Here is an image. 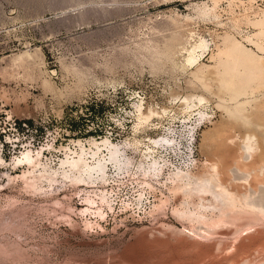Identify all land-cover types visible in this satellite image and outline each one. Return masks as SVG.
<instances>
[{"label":"rangeland","instance_id":"1","mask_svg":"<svg viewBox=\"0 0 264 264\" xmlns=\"http://www.w3.org/2000/svg\"><path fill=\"white\" fill-rule=\"evenodd\" d=\"M256 63L264 0H0V264H264V168L208 157L264 153Z\"/></svg>","mask_w":264,"mask_h":264},{"label":"bare ground","instance_id":"2","mask_svg":"<svg viewBox=\"0 0 264 264\" xmlns=\"http://www.w3.org/2000/svg\"><path fill=\"white\" fill-rule=\"evenodd\" d=\"M257 64V63H256ZM254 65L255 69L260 70L262 72V67L261 64L260 65ZM264 68V67H263ZM264 71V69H263ZM264 74V72H262V75ZM261 75V76H262ZM264 77V75L262 76ZM258 80V79H257ZM263 85H264V79L262 80ZM260 82V81H259ZM252 84V83H251ZM254 89L255 87L252 86ZM251 88V87H250ZM233 96H235V99H237L238 97H240L241 93L239 92H235L232 94ZM262 106H264V102L261 104ZM238 110V108H237ZM242 112V111H241ZM241 112L238 110L236 111V114L238 115L239 113L241 114ZM235 113V112H234ZM233 113V115H234ZM237 117V116H236ZM240 117V116H239ZM237 117V118H239ZM242 118V116H241ZM259 119V118H258ZM261 120V119H260ZM233 125V124H232ZM231 124L228 125H219L218 128L212 133V140H210V144H211V151L208 154V157L210 158V161H213L217 164V169L218 172L220 174V178L224 179V181L226 180L225 178H227V171L228 168H230L232 166H236L239 168H243L244 170H253V171H257L258 169H260V167L264 168V153L260 152L257 155H255L252 159V161H250V163H243L240 159L241 157V153L239 150V146L237 143H235V141H232V138L234 136H236L234 134L235 131V126L233 127ZM231 140V143L229 142ZM207 156V154H206ZM209 161V160H208ZM212 163V162H211ZM258 172V171H257ZM262 177L260 179L257 178L258 175L253 176V183L252 186L258 184V183H264V171H262ZM238 238V237H237ZM187 242V241H186ZM195 243H186V247H190V246H195ZM203 245V244H202ZM199 245V246H202ZM205 245V244H204ZM181 246V245H180ZM197 245V250L198 247ZM237 246V245H236ZM240 246V245H239ZM177 247V246H176ZM208 247V246H207ZM241 247V246H240ZM172 248V247H171ZM180 248H183L182 246ZM191 248V247H190ZM205 248V247H204ZM235 248V247H234ZM238 248V247H237ZM179 249V248H178ZM199 249L203 250L202 248L199 247ZM208 249V248H207ZM212 249V248H211ZM240 249V248H239ZM182 251V249H180ZM195 250V252L197 251ZM205 251V250H204ZM209 251V250H208ZM174 252V251H173ZM202 252V251H201ZM201 252L199 255H201ZM177 253V252H176ZM180 254V253H179ZM191 254V253H190ZM197 254V253H196ZM166 255V254H165ZM181 255V254H180ZM187 255V254H186ZM205 255V254H204ZM190 256V255H189ZM209 256V255H208ZM163 258V257H162ZM192 258V257H191ZM170 259V258H169ZM193 259V258H192ZM204 259V258H203ZM171 260V259H170ZM191 260V259H190ZM223 261V259H222ZM195 262V261H194ZM200 262V261H199ZM202 262V261H201ZM221 262V261H220ZM161 262H158V264ZM167 263V262H166ZM157 264V263H156Z\"/></svg>","mask_w":264,"mask_h":264}]
</instances>
